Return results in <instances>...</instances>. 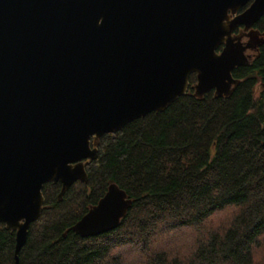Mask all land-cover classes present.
I'll return each mask as SVG.
<instances>
[{
    "label": "water",
    "instance_id": "water-1",
    "mask_svg": "<svg viewBox=\"0 0 264 264\" xmlns=\"http://www.w3.org/2000/svg\"><path fill=\"white\" fill-rule=\"evenodd\" d=\"M263 15L264 0H0V222L15 232V264L43 186L59 183L61 200L86 183L98 140L163 112L192 74L197 98L229 97L264 42ZM130 205L109 184L70 230L113 231Z\"/></svg>",
    "mask_w": 264,
    "mask_h": 264
},
{
    "label": "trees",
    "instance_id": "trees-1",
    "mask_svg": "<svg viewBox=\"0 0 264 264\" xmlns=\"http://www.w3.org/2000/svg\"><path fill=\"white\" fill-rule=\"evenodd\" d=\"M253 29L264 34V15ZM233 77L229 97L197 98L192 74L163 112L98 140L86 183L61 200V185L46 183L18 264H264V42ZM112 183L131 201L119 226L74 234ZM14 252L0 222V264H15Z\"/></svg>",
    "mask_w": 264,
    "mask_h": 264
},
{
    "label": "flooded vegetation",
    "instance_id": "flooded-vegetation-1",
    "mask_svg": "<svg viewBox=\"0 0 264 264\" xmlns=\"http://www.w3.org/2000/svg\"><path fill=\"white\" fill-rule=\"evenodd\" d=\"M234 35H241V40H242V42L243 43H250V45H253V42H249L250 40H248V37L246 38V33L245 32H243V30H242V28L240 27V28H237L235 31H234V33H233ZM220 50V49H219ZM256 53L257 52H255V51H253V50H247L246 51V55H248V56H250L251 57V59L253 58V56H255L256 55Z\"/></svg>",
    "mask_w": 264,
    "mask_h": 264
},
{
    "label": "rangeland",
    "instance_id": "rangeland-1",
    "mask_svg": "<svg viewBox=\"0 0 264 264\" xmlns=\"http://www.w3.org/2000/svg\"><path fill=\"white\" fill-rule=\"evenodd\" d=\"M179 242V241H178Z\"/></svg>",
    "mask_w": 264,
    "mask_h": 264
}]
</instances>
